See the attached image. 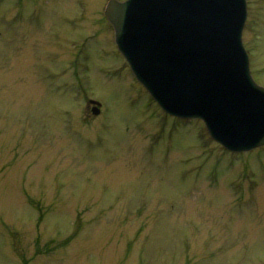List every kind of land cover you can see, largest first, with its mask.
<instances>
[{"label":"rangeland","instance_id":"1","mask_svg":"<svg viewBox=\"0 0 264 264\" xmlns=\"http://www.w3.org/2000/svg\"><path fill=\"white\" fill-rule=\"evenodd\" d=\"M107 2L0 0V264H264V145L165 113ZM243 38L264 85V0Z\"/></svg>","mask_w":264,"mask_h":264},{"label":"water","instance_id":"2","mask_svg":"<svg viewBox=\"0 0 264 264\" xmlns=\"http://www.w3.org/2000/svg\"><path fill=\"white\" fill-rule=\"evenodd\" d=\"M106 15L134 73L167 112L203 119L230 150L264 145V86L243 41L246 0H110Z\"/></svg>","mask_w":264,"mask_h":264}]
</instances>
